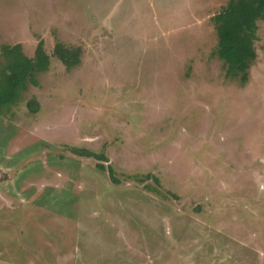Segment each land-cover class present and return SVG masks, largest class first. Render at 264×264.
I'll list each match as a JSON object with an SVG mask.
<instances>
[{
    "label": "rangeland",
    "instance_id": "1",
    "mask_svg": "<svg viewBox=\"0 0 264 264\" xmlns=\"http://www.w3.org/2000/svg\"><path fill=\"white\" fill-rule=\"evenodd\" d=\"M226 3L0 0V46L50 55L0 114V264H264V17L240 83L215 54Z\"/></svg>",
    "mask_w": 264,
    "mask_h": 264
},
{
    "label": "trees",
    "instance_id": "2",
    "mask_svg": "<svg viewBox=\"0 0 264 264\" xmlns=\"http://www.w3.org/2000/svg\"><path fill=\"white\" fill-rule=\"evenodd\" d=\"M263 17L264 0H227L226 5L212 17L217 36L215 54L223 63L226 77H238L240 83L247 82L249 67L256 59L257 21ZM80 53L79 47H69L61 42H56L52 51V55L67 69L79 63ZM49 64L50 55L43 47V40L38 41L32 56L24 53L20 43L0 46V114L8 112L19 102L29 85H38L36 76L47 71ZM26 106L31 113L39 110L36 99L28 100ZM69 150L75 155L96 159V166L100 170L106 169L104 162L107 159L103 153L76 147ZM107 170L112 182L119 183L112 167L108 166ZM151 177L148 173L139 180ZM152 179L159 182L154 176Z\"/></svg>",
    "mask_w": 264,
    "mask_h": 264
}]
</instances>
